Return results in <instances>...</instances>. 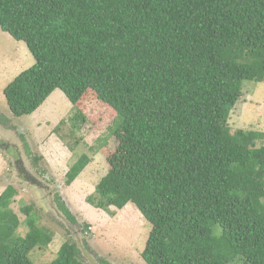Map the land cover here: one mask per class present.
Returning a JSON list of instances; mask_svg holds the SVG:
<instances>
[{
	"label": "trees",
	"instance_id": "obj_1",
	"mask_svg": "<svg viewBox=\"0 0 264 264\" xmlns=\"http://www.w3.org/2000/svg\"><path fill=\"white\" fill-rule=\"evenodd\" d=\"M0 29L34 58L3 89L14 112L31 115L56 89L72 105L90 89L115 112L118 146L87 202L137 208L145 264H264V132L228 123L244 81H264V0H0ZM69 121L80 130L84 116ZM90 162L80 154L65 185ZM16 193L0 194V264H32L54 238L32 204L16 234ZM47 264L85 263L64 241Z\"/></svg>",
	"mask_w": 264,
	"mask_h": 264
},
{
	"label": "rangeland",
	"instance_id": "obj_2",
	"mask_svg": "<svg viewBox=\"0 0 264 264\" xmlns=\"http://www.w3.org/2000/svg\"><path fill=\"white\" fill-rule=\"evenodd\" d=\"M33 64L26 44L0 29V194L7 187L17 192L10 204L20 222L16 234L23 236L28 230L20 208L29 204L37 210L36 223L54 234L46 249L32 250V264H47L64 241L77 245L79 258L85 264H102L100 260L109 264H145L140 253L150 224L137 208L129 203L120 213L113 206L104 211L87 202L107 173L108 157L118 146V140L111 134L115 112L96 99L90 89L76 105L56 89L31 115L14 112L3 89ZM76 112L84 116L80 130L72 129L69 121ZM228 123L231 131L243 128L264 132V81H244L242 96ZM260 144L264 140L257 142ZM66 145L73 147L74 152ZM82 153L91 162L67 186L65 173ZM35 157L39 160H34ZM21 165L31 176L29 180L18 174ZM54 193L60 196L76 223H71L56 207ZM235 263L245 264L242 259Z\"/></svg>",
	"mask_w": 264,
	"mask_h": 264
},
{
	"label": "clouds",
	"instance_id": "obj_3",
	"mask_svg": "<svg viewBox=\"0 0 264 264\" xmlns=\"http://www.w3.org/2000/svg\"><path fill=\"white\" fill-rule=\"evenodd\" d=\"M255 131H257V130H255ZM258 132H259V131H258ZM72 183H73V182H72ZM72 183H71V184H72ZM71 184H70V185H71ZM70 185H68V186H70ZM125 206H126V205H125ZM125 206H124V207H125ZM124 207H123V208H124ZM123 208H122V209H123ZM120 210H121V209H120Z\"/></svg>",
	"mask_w": 264,
	"mask_h": 264
},
{
	"label": "crops",
	"instance_id": "obj_4",
	"mask_svg": "<svg viewBox=\"0 0 264 264\" xmlns=\"http://www.w3.org/2000/svg\"><path fill=\"white\" fill-rule=\"evenodd\" d=\"M36 112V111H35Z\"/></svg>",
	"mask_w": 264,
	"mask_h": 264
}]
</instances>
